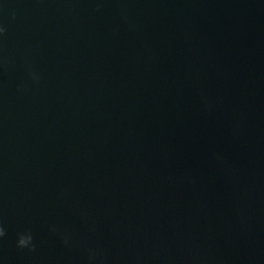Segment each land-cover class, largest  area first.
<instances>
[{"label":"water","instance_id":"95a60500","mask_svg":"<svg viewBox=\"0 0 264 264\" xmlns=\"http://www.w3.org/2000/svg\"><path fill=\"white\" fill-rule=\"evenodd\" d=\"M0 26V264H264V0H0Z\"/></svg>","mask_w":264,"mask_h":264},{"label":"clouds","instance_id":"9594fccd","mask_svg":"<svg viewBox=\"0 0 264 264\" xmlns=\"http://www.w3.org/2000/svg\"><path fill=\"white\" fill-rule=\"evenodd\" d=\"M4 31L5 29L2 26H0V35H2ZM32 78L38 79L35 73L32 74ZM4 235H5V230L3 227H0V238H3ZM16 245L18 248H22V249L27 248L29 251H32L34 249V245H33V238L31 233L29 232L19 233L16 241Z\"/></svg>","mask_w":264,"mask_h":264}]
</instances>
